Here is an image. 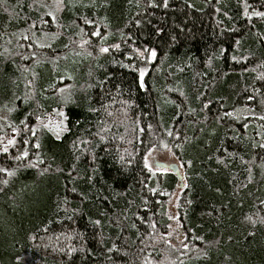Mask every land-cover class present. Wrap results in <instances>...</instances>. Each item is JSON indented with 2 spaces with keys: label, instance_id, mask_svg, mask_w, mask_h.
I'll return each instance as SVG.
<instances>
[{
  "label": "trees",
  "instance_id": "obj_1",
  "mask_svg": "<svg viewBox=\"0 0 264 264\" xmlns=\"http://www.w3.org/2000/svg\"><path fill=\"white\" fill-rule=\"evenodd\" d=\"M53 2L0 0V264H264V0Z\"/></svg>",
  "mask_w": 264,
  "mask_h": 264
},
{
  "label": "rangeland",
  "instance_id": "obj_2",
  "mask_svg": "<svg viewBox=\"0 0 264 264\" xmlns=\"http://www.w3.org/2000/svg\"><path fill=\"white\" fill-rule=\"evenodd\" d=\"M65 1L69 2V0H65ZM73 1L74 0H71L72 3H73ZM62 7H63V0H54L53 4L48 8V10L51 12V16L53 17V13H55L56 11L59 12V9H61ZM0 51H1V49H0ZM3 54H5L7 57L6 51H3ZM1 55L2 54H0V56ZM79 59H80L79 54L71 53V55H69L68 57H64L62 60H60L63 62V64L61 66L67 72L66 79L69 80V83H67L65 85V87H63L61 90L60 98H62L64 101L69 99L71 91L77 87L76 83L75 82H74L75 84L73 83V80L75 77V72H74V70H72V68L75 67L79 63L78 62ZM25 72H27V71H25ZM25 72H24V74H25ZM31 74H32V72H31ZM31 76L34 79L35 73L33 72V74ZM28 83L30 84L31 82H28ZM28 83H27V86H28ZM38 128H42L43 130L49 131L53 136H55L56 138H59L62 135V133H64V131H65V123H64L63 113L61 111H52V112L44 115L39 121ZM0 131L4 132L3 133L4 135L0 138V152H1V151H4L5 149H7L9 146H11V144L13 143V139L15 138V135H16L15 129L12 128L8 123V113L2 107H0ZM158 163H166L167 165H171V164L178 165L179 171H180L181 175H183V177H184V172L182 170V167H181L178 159L175 158V156L169 150L161 151V152L157 151L156 154H153L150 157V162H149V166L153 172H155V173L156 172H161V173L169 172L168 169H166V168L163 169L161 167H158L157 166ZM261 170H262L261 173L263 176L264 175V161L261 164ZM183 183H184V185H183V187H184L186 185L185 178L183 179ZM183 187H180L178 185L177 186L178 190H176L175 193L170 194L168 199H167V205L171 208V213H169V215L171 217L177 216L175 206L177 205V200L179 197L180 190ZM168 239L169 240L177 239V240L182 241L181 231H180V228L178 226L175 227L174 230L170 231V233L168 235Z\"/></svg>",
  "mask_w": 264,
  "mask_h": 264
},
{
  "label": "water",
  "instance_id": "obj_3",
  "mask_svg": "<svg viewBox=\"0 0 264 264\" xmlns=\"http://www.w3.org/2000/svg\"><path fill=\"white\" fill-rule=\"evenodd\" d=\"M142 84V83H141ZM142 88H144L143 84H142ZM158 167H161L163 169H168V171L172 172L177 181H178V185L180 187H183L184 183H183V176L181 175L180 171H179V167L176 164H171V165H167L166 163H158L157 164Z\"/></svg>",
  "mask_w": 264,
  "mask_h": 264
},
{
  "label": "snow or ice",
  "instance_id": "obj_4",
  "mask_svg": "<svg viewBox=\"0 0 264 264\" xmlns=\"http://www.w3.org/2000/svg\"><path fill=\"white\" fill-rule=\"evenodd\" d=\"M257 15H264V14L257 13ZM94 34H95V33H94ZM101 51H102V52H107L108 49H107V48H102ZM152 55L155 56V52H153ZM141 86H142V85H141ZM10 142H11V141H10ZM37 147H38V145H37ZM5 151H6V149H5ZM25 155H26V154H25ZM0 170H2V169H0Z\"/></svg>",
  "mask_w": 264,
  "mask_h": 264
},
{
  "label": "bare ground",
  "instance_id": "obj_5",
  "mask_svg": "<svg viewBox=\"0 0 264 264\" xmlns=\"http://www.w3.org/2000/svg\"><path fill=\"white\" fill-rule=\"evenodd\" d=\"M14 10V9H13Z\"/></svg>",
  "mask_w": 264,
  "mask_h": 264
}]
</instances>
